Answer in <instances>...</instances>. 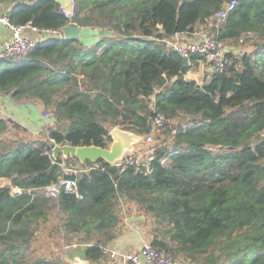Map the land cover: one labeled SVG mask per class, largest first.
<instances>
[{"label":"trees","instance_id":"trees-1","mask_svg":"<svg viewBox=\"0 0 264 264\" xmlns=\"http://www.w3.org/2000/svg\"><path fill=\"white\" fill-rule=\"evenodd\" d=\"M230 1L76 0L74 23L109 28L115 37L92 46L52 38L20 63L0 62V93L36 101L50 114L36 137H0V180L23 189L12 197L10 186L0 187V264H62L61 253L29 258L53 211L54 233L101 257L119 235L123 202L149 217L153 245L174 259L264 264V0H237L226 24L212 30L219 40L256 43L253 52L228 53L230 65L207 82L190 76L199 56L183 58L167 46ZM9 20L40 29L70 22L54 0H21ZM156 113L180 120L174 142L158 147L152 162L122 170L104 160L52 159L50 141L106 148L114 127L148 139ZM71 161L82 170L65 177L77 179L81 198L46 196Z\"/></svg>","mask_w":264,"mask_h":264},{"label":"built area","instance_id":"built-area-1","mask_svg":"<svg viewBox=\"0 0 264 264\" xmlns=\"http://www.w3.org/2000/svg\"><path fill=\"white\" fill-rule=\"evenodd\" d=\"M237 0H231L220 11H218L214 18L208 23L201 26V32L176 33L171 39L167 41V46L174 50L179 56L183 58H190L192 55L199 56L202 60H206L210 64V76L214 74H221L226 67L230 65L228 52H226L221 41L217 36H213L207 29H221L228 21L229 15L235 10ZM76 0H71V10L60 7V12L68 19L69 23H74ZM0 23L7 26L11 32V39L0 42V62L6 58L12 59L14 62L20 63L28 58L32 50L39 44L46 42L52 38H63V29H40L32 23L23 25H15L4 15H0ZM205 27V30H204ZM243 41V38L240 39ZM203 63V62H202ZM50 114L46 112L41 117V122L46 127V120ZM168 120L161 113H156L154 116V131L151 136L146 139V149L137 148L133 154H126L122 160L115 165L123 167L125 170L128 166L139 167L143 163H149L155 160L158 146L153 142L155 132L157 130H165ZM264 136V132L262 133ZM166 158L162 160L165 162ZM71 169L64 168V176L58 184L47 187L43 192L46 196L58 199L61 191L68 194H74L81 198L78 190V181L76 178L65 177L67 172ZM76 172V171H74ZM10 194L12 197H19L23 193V189L10 185ZM78 247V242L73 243L70 247ZM69 246H65L67 249ZM102 253L108 256L111 260H120L124 264H186L183 260L174 259L164 249L155 247L152 241H145L142 244L141 250L138 254H129L116 251L108 246L101 247ZM145 257V261H141L139 255Z\"/></svg>","mask_w":264,"mask_h":264},{"label":"crops","instance_id":"crops-1","mask_svg":"<svg viewBox=\"0 0 264 264\" xmlns=\"http://www.w3.org/2000/svg\"><path fill=\"white\" fill-rule=\"evenodd\" d=\"M20 4L21 0H0V15H5L9 19L10 13L15 11ZM11 37V30L0 23V42H5L11 39ZM45 113L43 106L36 101H15L11 96L0 93V120H3L7 125V129L0 132V137H18L21 135L38 136L47 127L41 122V117ZM48 121L49 118L46 120L47 124ZM0 182L7 186L11 185V181L7 178L1 179ZM121 207L122 211L119 212V235L106 246L122 253L138 254L143 242L152 241L151 220L148 216L138 211L136 204L123 202ZM140 215H145L146 220L134 223L127 222L129 217ZM57 224L58 221L53 223L52 226H56ZM52 226L46 238L50 242L54 237V235H51ZM56 241H58L59 249L52 248L54 252L52 256L54 257L57 255L56 253H61L62 264H124L120 260L113 261L104 254L99 258L86 256V246L83 244H80L78 247H70L73 243L77 242V238H74L72 243H67L62 237L60 238L57 235ZM64 245L69 247L65 249ZM186 264L194 263L186 262Z\"/></svg>","mask_w":264,"mask_h":264},{"label":"water","instance_id":"water-1","mask_svg":"<svg viewBox=\"0 0 264 264\" xmlns=\"http://www.w3.org/2000/svg\"><path fill=\"white\" fill-rule=\"evenodd\" d=\"M62 8L67 11L71 10V0H54ZM107 37H115L113 30L109 28H93L80 27L76 23H69L63 28V38L65 40H77L84 46H92L104 40ZM112 142L109 147H100L96 145L89 146H72L70 144L59 145L50 141L52 145V159L57 161L59 157L63 159L76 158L81 164L86 162L96 163L104 160L110 165H115L123 159L126 154H133L137 150V146L146 142L143 135L135 132L114 127L110 131ZM221 148V147H220ZM232 149V148H229ZM146 220L145 215L131 216L127 219L128 223L142 222ZM141 261H145V257L140 254Z\"/></svg>","mask_w":264,"mask_h":264},{"label":"rangeland","instance_id":"rangeland-1","mask_svg":"<svg viewBox=\"0 0 264 264\" xmlns=\"http://www.w3.org/2000/svg\"><path fill=\"white\" fill-rule=\"evenodd\" d=\"M201 26H203V25L199 24L195 28V31L201 32L202 31ZM204 30H205V27H204ZM207 30L211 34H213V31H212L213 29L208 28ZM220 41H221V45H222L223 49L228 53L231 52L234 54L241 55L242 53L253 52V50H255V46H254V44L256 43L255 39H251V40L246 39L243 41H241V40H238V41L220 40ZM202 62L200 63L201 66H200V69L197 73H190V76H193L194 78H196L199 81V83L207 82L210 78V64L206 60H204ZM179 120L180 119H173V120L168 122V125L166 126L165 130H157L156 131L154 138H153V142L156 146L160 147L162 145H171L174 142V136H173L174 129H172V128H174V126H176L178 124ZM171 129L173 130V132L170 134L168 132V130H171ZM137 148L146 149L147 148L146 142L142 145L137 146ZM65 168L77 170V171L82 170L81 167L76 162H73V161L66 163ZM4 186H7V185L0 182V187H4ZM57 221H58V218L56 216V211H53L52 216L50 218V223H48L46 225H42L40 231L37 233V236H36V238L32 244V248L29 252V258H36V257H40V256L50 257L54 253L52 251L53 250L52 248H54L56 250L59 249L58 241H56V239H57L56 233L51 231V235L52 236L54 235L53 240L51 242L46 240L47 234H49L50 227L52 226L53 223H55ZM180 260L187 262L183 258Z\"/></svg>","mask_w":264,"mask_h":264}]
</instances>
